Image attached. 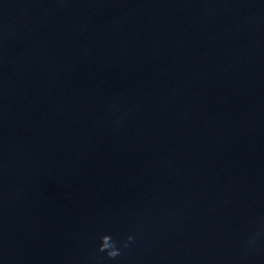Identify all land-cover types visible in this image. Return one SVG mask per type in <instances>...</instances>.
<instances>
[{
  "label": "water",
  "instance_id": "water-1",
  "mask_svg": "<svg viewBox=\"0 0 264 264\" xmlns=\"http://www.w3.org/2000/svg\"><path fill=\"white\" fill-rule=\"evenodd\" d=\"M0 264H264V0H0Z\"/></svg>",
  "mask_w": 264,
  "mask_h": 264
},
{
  "label": "clouds",
  "instance_id": "clouds-1",
  "mask_svg": "<svg viewBox=\"0 0 264 264\" xmlns=\"http://www.w3.org/2000/svg\"><path fill=\"white\" fill-rule=\"evenodd\" d=\"M100 243L97 247L98 252L105 253L108 259H115L122 254L121 249L127 248L134 240L132 235H127L122 242L113 239L111 235L100 236ZM119 243V247L117 246Z\"/></svg>",
  "mask_w": 264,
  "mask_h": 264
}]
</instances>
